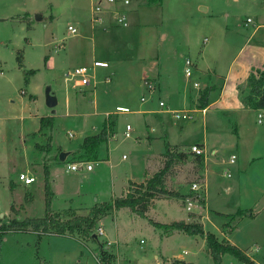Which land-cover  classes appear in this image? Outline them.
Listing matches in <instances>:
<instances>
[{
  "label": "rangeland",
  "instance_id": "rangeland-1",
  "mask_svg": "<svg viewBox=\"0 0 264 264\" xmlns=\"http://www.w3.org/2000/svg\"><path fill=\"white\" fill-rule=\"evenodd\" d=\"M94 1L0 0V223L8 225L15 217L11 203L21 219L43 217L48 169L57 180H50V208L91 209L92 215L95 204L132 190L128 180L141 181L145 170H160L167 144L205 146L207 169L189 155L165 180L168 190L197 193L200 200L162 197L152 202L146 219L128 208L108 211L93 233L80 228L64 236L7 233L0 236V264H100V249L108 240L117 264H215L205 236L149 222L200 219L204 235L233 240L253 264H264V109L247 104V78L264 73V0H130L126 28L107 16L93 23ZM68 26L77 35H70ZM19 53L22 68L16 62ZM185 59L197 64L191 85L199 82L201 89L193 88L184 103L176 104L163 86L184 81ZM94 61L108 67L92 68ZM78 66L90 68L91 86L75 88V79L67 77ZM48 88L57 99L54 109L45 105ZM205 90L208 106L202 114L198 99ZM117 107L130 113L116 114ZM174 111L190 119H176ZM40 119L49 120L48 126L37 132ZM104 127L113 137L108 148L102 143L97 159L89 151L74 157L73 151H86L84 139ZM62 149L69 152L64 162ZM91 160L92 172L68 169L72 162ZM26 171L36 179L29 186L18 180ZM193 184L199 186L196 191ZM186 202L191 203L184 209ZM70 212L59 215L66 219ZM220 264L245 263L224 254Z\"/></svg>",
  "mask_w": 264,
  "mask_h": 264
},
{
  "label": "trees",
  "instance_id": "trees-1",
  "mask_svg": "<svg viewBox=\"0 0 264 264\" xmlns=\"http://www.w3.org/2000/svg\"><path fill=\"white\" fill-rule=\"evenodd\" d=\"M16 62L19 68L23 67L21 53L16 57ZM250 84V94H249V104L253 108L259 110L264 109V73H262L258 78L254 75H250L247 78ZM208 91H203L199 95L198 108L200 110H205L208 106ZM49 121V120H48ZM48 121L40 119L38 132H42L45 126H48ZM108 138V130L104 127L98 135L87 137L84 139L81 149L91 152L96 149L100 144L106 142ZM201 146L200 144H196ZM189 147L183 145L171 146L166 145V150L163 153L165 157V162L163 167L156 173L152 174L149 178L145 179L141 183L129 182V188L125 194L109 203L95 204L92 208V215L88 216H77L74 210L69 209L66 211H71L67 215L66 219H62L61 213H53L51 206V191L49 183V173L45 170L44 174V199H45V211L41 218L33 219H21L19 213L15 210L13 204L10 206V212L15 215V217L8 223V225H0V236L7 233H35L40 236H64L67 232L73 233L77 228L83 229V234L93 233V228L97 220L108 211H119L123 208H128L133 213L144 217L145 213L149 209L150 205L154 200L164 198H175L181 201H199V195L197 193L190 195H183L179 192L170 191L167 189L165 180L166 175L170 169L174 166L176 162L185 161L189 155H193L187 152ZM60 154V152H59ZM195 156V155H193ZM196 162L200 165L202 164L203 157L195 156ZM10 189L12 185L10 183ZM18 210H23L20 206ZM63 214V213H62ZM252 217L251 213H248ZM150 224L156 228L172 231L183 232L187 235L192 236H205V242L207 250L211 255L215 264H220L221 256L224 254H230L239 261L245 264H253V262L244 254L243 251L237 247L229 244L228 242H218L216 237L208 233L204 235L203 226L200 223H185L184 221L173 222L169 225L155 223L149 221ZM230 232V231H228ZM96 235L92 237L95 238ZM96 239V238H95ZM100 248V244H99ZM100 260L103 264H108L109 255L103 249H100Z\"/></svg>",
  "mask_w": 264,
  "mask_h": 264
},
{
  "label": "built area",
  "instance_id": "built-area-1",
  "mask_svg": "<svg viewBox=\"0 0 264 264\" xmlns=\"http://www.w3.org/2000/svg\"><path fill=\"white\" fill-rule=\"evenodd\" d=\"M105 2V4H104ZM130 4V0H95L93 3V6L91 7V21L93 23H98L101 24L103 22L104 16L112 23L117 25L118 27L121 28H126L128 27L127 23V14H126V6ZM104 5V6H103ZM249 21V20H248ZM67 31L70 35H77V29L73 26H68ZM92 68H107L108 65L105 62H100V61H94L92 63ZM192 69H193V63L190 59H185V68H184V73L186 78H191L192 77ZM67 77H71V79H75L74 81V87L75 88H84V87H89L91 86V83L89 81L90 77V68L85 67V66H78L73 69L71 73L67 74ZM147 88L149 89H154V85L147 83ZM193 88L195 90H200L201 89V84L199 82H195L193 84ZM141 101H145L144 98L141 99ZM160 107H164V103L160 102L159 103ZM116 114H129L130 111L127 108L123 107H117ZM204 113V110H202V114ZM173 117L176 119H181V120H188L190 119V116L188 114H185L180 111H174L173 112ZM258 123L262 122V115L258 114ZM131 132V126L126 125L125 126V138L129 139ZM71 136V135H70ZM188 152L195 156H202L203 161L206 158V150L205 148L201 145H192L189 149ZM124 158V157H123ZM235 163V156H231L229 160V164L233 165ZM68 169L73 172H80V171H91L93 169L92 163H86V162H76L68 165ZM225 177H230V174L228 171L224 173ZM18 180L23 183V185L28 186L32 184L35 179L32 176H28L25 173H20L18 176ZM198 184H193L192 185V190L196 191L198 189ZM97 233L99 236L103 235V230L102 228L97 229ZM99 263L103 264L100 260V255H99Z\"/></svg>",
  "mask_w": 264,
  "mask_h": 264
},
{
  "label": "crops",
  "instance_id": "crops-1",
  "mask_svg": "<svg viewBox=\"0 0 264 264\" xmlns=\"http://www.w3.org/2000/svg\"><path fill=\"white\" fill-rule=\"evenodd\" d=\"M249 20V19H248ZM260 27V26H259ZM258 28H256L255 29V31L257 30ZM192 61V60H191ZM192 63H193V73H192V76L194 75V70H195V68H197V64L194 62V61H192ZM184 69V68H183ZM184 75H185V73H184ZM197 81H200L199 79L197 80ZM155 88H156V86H154ZM154 88V89H155ZM163 89H164V91L169 95V97H171V98H173V103H176V104H179L180 102H183L184 103V101H185V98L187 99V93L188 92H191V93H193V87H192V85H191V78L190 79H187L186 77L184 78V81L182 82V83H174V82H169V85L167 86V88L165 87V86H163ZM250 94V93H249ZM247 104L249 105V95H248V101H247ZM250 106V105H249ZM206 110V109H205ZM202 111V110H201ZM38 132V131H37ZM112 138L113 137H110V136H108V138H107V140H106V149L108 148V143L109 142H111L112 141ZM101 145V144H100ZM100 145L96 148V149H94L93 151H91V152H89V153H91V155L90 156H94L95 158H92V160L93 159H97L98 157H99V151L101 150V147H100ZM200 145H202L204 148H205V146L203 145V144H200ZM178 146V145H177ZM62 151H64V152H67L65 149H62ZM61 151V152H62ZM86 152V153H85ZM67 153H69V152H67ZM87 151H81V150H75V151H73V155H74V157H77V156H82V155H86V154H89ZM69 155V154H68ZM124 157V156H123ZM92 160H91V162H86V163H92ZM208 155H207V157L205 158V160H204V167L207 169V167H208ZM52 163H54V162H52ZM52 163H51V165H52ZM73 163V162H72ZM71 163V164H72ZM49 168V167H48ZM206 169H205V171H206ZM93 170V169H92ZM92 170L91 171H86V172H92ZM48 173H49V183H50V180L51 181H53V182H56L57 180L54 178V179H52L53 177H52V174H51V171L48 169ZM25 174H27L28 176H32V177H34V179H35V176H33V175H31V173H30V171H26L25 172ZM152 174H148V173H146V170H145V172H144V176H143V179L141 180V181H132V180H128V182H134V183H141V182H143L145 179H147V178H149L150 176H151ZM205 181H206V178H205ZM204 180H203V182H205ZM36 182V179H35V181L33 182V183H35ZM12 184H14V187L12 188V189H10V190H12V194L14 193L13 191H14V189H15V186H16V184L14 183V182H11ZM32 183V184H33ZM129 184V183H128ZM31 185V184H30ZM25 186V185H24ZM29 186V185H28ZM126 187H127V185H126ZM50 191H51V194H52V197H54L53 195H54V191H53V189H52V187H51V183H50ZM127 192V190H125V192H124V194ZM12 202H14V201H12ZM153 202H156V200H154ZM157 202H159L158 200H157ZM51 203H52V199H51ZM191 202H186V207L184 208V209H186L188 206H189V204H190ZM12 204V203H11ZM15 206H16V202H15ZM151 206H152V204H151ZM149 207V209L147 210V212L145 213V215H144V217L143 218H145L146 219V217L148 216V214H151L152 212H153V208L152 207ZM16 210H17V208H16ZM51 210H52V212L53 213H64L66 210H69V209H62V210H56V209H52L51 208ZM22 212H24L25 211V207L23 206V210H21ZM74 212H75V214L77 215V216H88L89 215V212H91V209L90 210H86V211H78V210H74ZM187 212V214H191V212L190 211H186ZM193 214V213H192ZM3 216H5V214H3L1 217H3ZM26 217V216H25ZM29 218V217H28ZM201 218H202V216H201ZM29 219H33V218H29ZM150 219V218H149ZM151 220V219H150ZM201 220V219H200ZM200 220L198 221V223H200V224H202L201 222H200ZM151 221H153V222H155V223H159V222H157V221H155V220H151ZM185 223H187V222H185ZM189 223V222H188ZM160 224V223H159ZM0 225H2L1 223H0ZM203 226V225H202ZM173 232V231H172ZM169 236L171 235V233H169L168 234ZM165 236H167V235H165ZM219 241V240H218ZM219 242H228L229 244H231V245H233V246H235V247H237L238 249H240V247H238V245L232 240H229V239H223L222 241H219ZM105 243V246H104V251H106L107 253H108V255H109V257L110 256H112L111 257V264H117L116 263V261H115V256H117V254L116 255H114V251L112 250V244H111V242H110V240H108V241H105L104 242ZM241 250V249H240ZM242 251V250H241ZM176 262H178L179 263V261L178 260H175ZM182 262H183V260H181ZM183 263H185V262H183ZM185 264H187V263H185ZM190 264V263H189Z\"/></svg>",
  "mask_w": 264,
  "mask_h": 264
},
{
  "label": "water",
  "instance_id": "water-1",
  "mask_svg": "<svg viewBox=\"0 0 264 264\" xmlns=\"http://www.w3.org/2000/svg\"><path fill=\"white\" fill-rule=\"evenodd\" d=\"M204 10V9H202ZM39 19V17L37 18ZM45 105L47 106V108L49 109H54L57 106V99L56 97L51 93L50 89H46L45 92ZM69 153L67 152H60L59 154V160L61 162H64L66 157L68 156ZM2 216V215H1ZM95 237V236H94ZM96 238V237H95Z\"/></svg>",
  "mask_w": 264,
  "mask_h": 264
}]
</instances>
